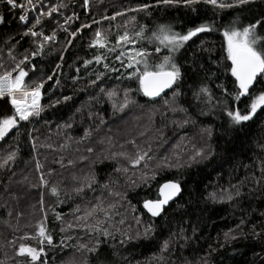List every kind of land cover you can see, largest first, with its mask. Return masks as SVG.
Listing matches in <instances>:
<instances>
[{"label": "trees", "instance_id": "trees-1", "mask_svg": "<svg viewBox=\"0 0 264 264\" xmlns=\"http://www.w3.org/2000/svg\"><path fill=\"white\" fill-rule=\"evenodd\" d=\"M43 4L65 6L51 17L42 18L41 25L37 26L36 31L49 36L55 31L56 40L46 43L43 52L34 58L31 53L37 50L40 38L25 36L24 32L38 12L46 11V8L39 5L36 13L28 12V23L24 24L19 19L20 8L12 10L0 4V16L4 18L0 23V65H3L0 71L14 68L24 55H28L29 62L22 65L29 73L25 79L30 86L44 82L41 103L45 106L39 118L20 122L18 130L13 129L0 140V163L10 152L16 153L14 160L0 168V197L14 185V178L17 179L23 169L30 171V164L27 167L26 163L33 157L42 159V154L48 151L51 154L46 158L49 163L44 165L43 162L39 172L48 181L47 186L41 185L37 173L24 178L30 187L23 191L26 193V201L21 205L24 212H13L15 204L13 207L6 204L14 201L16 189L12 195L0 199V206H5L0 230L7 232L6 239H0V252L10 245L15 254L22 243L40 248L38 237H21H36L38 225L46 217L45 227L54 241L52 246L46 242L43 245L47 264H100V261L104 264H264V109H258V115L252 121L225 134L221 126L227 127L226 105L218 101H231V97H225L223 90L217 87L222 84L229 92L236 90L224 50V27L236 17L244 24L259 19L264 12V0H256L248 6L250 10L243 12L221 10L204 3L195 5L197 10L193 11L183 5L157 4V0H89L87 8L82 0H46ZM142 4L153 6L147 11L129 10ZM118 12H128V15L117 23L106 21L105 17L110 20ZM68 17L73 19L65 23ZM202 22L212 23L213 31L193 37L177 53L176 58L184 70L183 79L157 100L145 97L138 91V81L127 78V73L133 70H126L115 59L119 49L110 54L107 48L89 46L99 23L102 27L108 25L102 33L108 38V47H113L118 35L126 30L134 33L141 25L150 35L159 24H170L175 31L186 32L188 27ZM85 23L90 27L81 28ZM77 29L80 31L75 38L69 35ZM141 46L147 51L150 64L159 63L167 54L166 49L157 54L155 46L146 40L137 44V47ZM97 54L107 59L100 64L93 61L85 68L84 61L92 60ZM104 63L109 65L107 70ZM97 72L103 75L95 85H90V81L96 80ZM49 76H52L51 80ZM201 84H207L214 94L211 105L198 102L193 96ZM260 85H264V78ZM260 85L256 86V92L260 91ZM102 88L104 92H101ZM126 88L132 89L130 103L121 111L118 106L124 100ZM176 88L181 94L174 99ZM108 91H115L116 95L109 99ZM63 96L72 99L48 107ZM250 99L244 97L238 105L231 101V106L245 111ZM172 107H183L186 112H173ZM11 114L12 108L6 99H0V118ZM185 119L189 121L186 124L182 123ZM173 121L181 123L178 126ZM207 128L212 129L211 138L204 131ZM85 130L90 132L87 138H83ZM100 139L104 143H100ZM65 143H69V147L64 146ZM209 145L214 156L195 163L188 160L195 148ZM88 148L93 151L89 152ZM137 148L145 151L151 148L152 159L148 164L157 175L147 184L142 183V173L149 171L143 162L133 168L127 158L118 155L126 152L134 156ZM177 156L179 167L156 168L165 157L176 164ZM125 168L128 170L124 171ZM81 169H85L84 173L75 180L72 172ZM91 177L95 178V183L89 188L86 184ZM173 180L182 185L180 197L160 217L147 215L143 201L157 199L159 186ZM81 184L85 185L84 191L77 194L74 189ZM53 185L59 188V200L63 203H58L57 197L50 193ZM233 186L239 187V196L235 195ZM229 193L233 195L232 200L227 199ZM212 194L216 199L211 198ZM42 197L45 211H41ZM30 198L32 204L27 201ZM97 200H103L105 205H116L112 219L104 225L113 235L101 244L100 260L86 250H77L80 243L91 246L95 236L75 227L77 222L73 215L77 206L81 212L76 215H83V210ZM131 206L135 207V212ZM9 213L18 221L17 230L8 226ZM57 213L61 220L56 219ZM134 216L140 217L142 223L137 224ZM121 219L123 224L119 223ZM150 222L155 225V230L145 239L144 226ZM69 224L74 226L69 228ZM181 228L187 239L173 237V233L179 234ZM123 232L133 237L139 232L141 237L121 244ZM225 233H229L228 238ZM231 236L236 238L231 239ZM170 237L169 250L162 253L161 245ZM62 240L66 241L63 246ZM1 253L2 264H30L26 256L11 260L12 257L5 255L3 258ZM42 259L36 264H43Z\"/></svg>", "mask_w": 264, "mask_h": 264}, {"label": "snow or ice", "instance_id": "snow-or-ice-1", "mask_svg": "<svg viewBox=\"0 0 264 264\" xmlns=\"http://www.w3.org/2000/svg\"><path fill=\"white\" fill-rule=\"evenodd\" d=\"M204 3L212 5L215 8L224 10V9H237L240 12H243L248 9L249 5L256 3V0H157V4H162L164 6H179L183 5L185 7H191L193 11L197 9L194 7L197 4ZM0 4H4L10 9L15 10L17 8L21 9V14L19 19L25 24L28 23V12L37 10L36 0H25L24 3H21L20 0H0ZM89 5V0H84V7L87 8ZM63 4H57L52 6H47L43 4V0L40 2V8H46V11H39L38 15L35 17L34 22L31 23L30 27H27V30L24 32V35H31L33 38H40V43L37 47V50L31 53V56L41 54L44 50L45 44L48 42H55L56 33L53 31L52 35H46L43 31H36L37 26L41 25L42 18L51 17L53 13L59 11L61 7H64ZM153 5L142 4L139 8L129 9L130 11H147ZM117 16L122 15V13H116ZM108 19V17H105ZM73 17H68L65 23L69 20H72ZM115 19V16L111 17ZM135 20V17L132 18ZM4 22V18L0 16V23ZM95 22V21H94ZM90 27L88 24H82L81 28ZM126 27V26H125ZM64 31H67L65 28ZM80 29L69 33L73 38L76 37L77 32ZM148 29L141 25L138 30L134 33L129 31H124L123 34L118 35L115 41V46L108 47L109 41L106 36L100 30H96L95 38L91 41L90 47L98 48H107L109 52H116L119 49V54L116 55L115 59L120 61L121 66L127 69H132L133 71L127 73L128 79H135L139 83L138 91H141L144 96L149 98H155L160 96L165 89H173L174 85H178V82L183 79L184 70L177 60V53L180 52L184 46L193 39L197 37L198 34L209 33L213 31V24L209 22H202L198 25L188 27L187 31H175L170 24H159L154 30L151 31V34L148 35ZM222 36L224 40V50L226 52L227 60L230 62V74L234 78L235 82V91L229 92V90L224 85H217L218 88H221L224 92V96L231 97V101H235L237 105L242 101L244 97H250V103L247 105L245 111H241L237 106L235 109L231 106V101L226 99L218 101V103H224L226 105V115L228 117L225 122L227 127L222 125V129L225 134L229 131H235L238 127H242L246 122L252 121L254 117L258 115V109H264V85H260L261 78H264V12L261 13L259 19H254V21H249L247 24L241 23L240 18H234L228 25L224 27L222 31ZM147 41L155 46V52L159 54L162 49H166L167 54L162 57L159 63L150 64L148 60V53L143 46L137 47L138 43ZM35 42V41H34ZM69 44L72 43L71 40L68 41ZM131 46V47H128ZM63 58V57H61ZM13 59H15L13 57ZM107 57L102 54H97L93 57L92 60H85L83 66L87 68L93 61L96 64L102 63L106 60ZM29 62V56L24 55L15 67L12 69H5L0 71V99H6L7 103L12 108L11 115H4L0 118V140H3L13 129L18 130V125L20 122H31L32 118H39L41 113L45 110V106L41 103L42 92L44 82L41 81L35 86H30L26 82V77L28 76V71L22 65H25ZM104 68L107 70L109 65L104 63ZM59 67V65H57ZM203 67V66H202ZM0 68H3V65H0ZM35 70V65H33V71ZM113 71H118V69H112ZM195 71V68H193ZM79 72V68L77 69ZM96 80L90 81V85H95L96 82L101 78L103 73H95ZM214 75V74H213ZM49 80L52 79V76L48 77ZM75 82V78H74ZM59 84V81H57ZM260 85V91L256 92V86ZM105 90L102 88L101 92ZM131 88L124 89V100L119 104V110H123L128 107L129 92ZM181 93L178 88L173 90V98L179 96ZM109 99L116 95L115 91H108L106 93ZM194 98L201 103L212 104V101L215 99L214 94L207 84H201L199 89L193 93ZM71 96H63L62 98H57L52 101L48 107H55L57 104H60L62 101L67 102L71 100ZM168 102L165 101L167 106ZM114 108H117L116 104H113ZM173 112L180 111L186 112V109L183 107H172L170 109ZM207 114V113H204ZM189 121L185 119L182 123L186 124ZM173 123L179 124V121H173ZM70 126V125H69ZM208 137L212 136V129H204ZM90 135L88 130H85L84 137L87 138ZM135 145L134 141H130ZM227 143V141H226ZM89 152L93 151L91 148L87 149ZM151 148L147 151L137 148V151L134 156L129 155L126 152H121L118 155L128 159L129 164L136 168L140 166L143 162V166L146 169H149L148 172L142 173V183H149L151 180H155L157 171L151 169L148 161L152 159L149 155ZM215 153L209 145L207 148H195L188 157L190 162H200L207 160L210 157L214 156ZM16 156L15 152H10L5 158L3 163H0V168H3L9 161L14 160ZM177 163L173 164L168 157H165L160 161L156 168H171L179 167V156L176 157ZM63 166V165H61ZM42 166L37 163V170L39 171ZM120 169H117L119 171ZM128 169L125 168L124 171ZM264 171V169H262ZM50 174V173H49ZM41 185L47 186L48 181L44 178L43 174L40 177ZM95 183V178H88L86 186L91 188L92 184ZM135 183V182H134ZM84 184H81L80 187L74 189L77 194H80L84 191ZM104 188H107L108 185H103ZM235 190V195L239 196L240 190L239 187L233 186ZM159 195L158 198L146 199L143 201V208L147 213L152 217H160L164 211L165 207L169 205L170 201H173L182 191V185L177 181H168L159 186ZM50 193L53 196L57 197L58 203H63L59 200V188L55 185L51 186ZM111 194V192L109 193ZM212 199H216L215 194H212ZM228 200L233 199L231 193L227 196ZM41 211H45L43 197L40 201ZM132 211L135 212L136 209L134 206ZM116 205L114 203H108L105 205L103 200H97V202L90 207H86L83 210V215H76V213L81 212L79 206L73 210V215L76 220L75 227H80L87 231L90 235L95 236V242L89 246L84 243H80L77 246L78 251L86 250L89 253H92L97 256V259L100 260V246L104 243L109 237L113 235L109 228L104 225L112 219V213L115 210ZM103 216V219L100 216ZM137 224L142 223L140 217H133ZM56 219L61 220L62 217L60 214H56ZM46 220V217H45ZM45 220H42L38 225V231L36 237H29L25 235L21 239H35L39 238L41 247L39 249L35 247L28 246L26 244H20L19 248L16 251L17 256H26L30 258V264H36V261L40 258L41 254L44 252V243L46 242L49 246H52L53 236L47 231L45 227ZM120 224L124 223V220L119 221ZM74 225L69 224L68 227L71 228ZM155 225L153 223H148L144 226L143 237L145 239L154 232ZM61 231H65L64 228H61ZM231 231V230H230ZM259 235V234H257ZM123 239L121 244L126 241H131L134 238L139 239L141 233L137 232L136 236L133 237L127 232L122 233ZM179 239H187L184 235V229L181 228L179 234L173 233V237ZM101 237L103 239H101ZM225 237H229V233H225ZM231 239H235V236H231ZM172 237L168 240H165L161 245V252H166L169 250ZM66 241H61V246H63ZM2 264V262H0ZM43 264H47V261H43ZM100 264H104L103 261H100Z\"/></svg>", "mask_w": 264, "mask_h": 264}, {"label": "rangeland", "instance_id": "rangeland-1", "mask_svg": "<svg viewBox=\"0 0 264 264\" xmlns=\"http://www.w3.org/2000/svg\"><path fill=\"white\" fill-rule=\"evenodd\" d=\"M46 0H43V2H45ZM83 1V4H84V0H82ZM20 2L21 3H24L25 2V0H20ZM40 2H41V0H36V4H37V6H39L40 5ZM73 5H75V2H73L72 3ZM31 13H36V11L35 10H33V11H30ZM120 13H122V15H119V16H117V15H115V19H110V20H107L106 19V21H109L110 23H112L111 21H114V23H117V22H119L120 20H122V19H124V17L126 16V15H128V12H120ZM112 25V24H111ZM105 26H107L108 27V25L107 24H105L103 27L101 26V23H99L98 24V26L97 27H99L98 28V30H100L101 32L104 30V27ZM128 47H131V46H128ZM115 52H110V54H114ZM37 83H39V82H37ZM37 83H34L32 86L34 87L35 86V84H37ZM126 122L127 121H125L124 123L126 124ZM127 128H128V126H126ZM127 131H128V129H127ZM121 132L122 133H124L122 130H121ZM100 143H104V140H102V139H100ZM69 143H65V145L64 146H66V147H69ZM48 155V156H47ZM49 155H51L50 154V152L48 151V152H46V153H44V154H42L41 155V157H42V159H40V157L39 158H37V157H33L28 163H26V165H27V167L29 166V164H30V167H31V169H30V171H25L24 169L18 174V178L17 179H15L14 178V185L13 186H10V187H8L6 190H5V193H3L2 195H1V197H0V199L2 200V199H4L5 197H7L6 195L8 194V195H12V191L13 190H17V194H16V196H15V198H14V201L13 202H11V200L10 201H8V202H6V204H10L12 207H13V204H15V206H14V210H12L13 212H24V206H21L22 205V203L24 202V201H26L25 199H26V196H25V194H24V192L23 191H25L26 192V189H30V187H28L27 185H26V183H25V180H24V178L25 177H27V178H29V177H33L34 175H35V173H37L36 175H37V178H38V180L40 181V177H41V174L39 173L40 172V170L38 171L37 170V163H39L41 166H42V164H43V162H44V165H46V164H48L49 163V161H47L46 160V158L47 157H49ZM25 165V166H26ZM24 166V167H25ZM23 167V168H24ZM84 171H85V169H81V170H77V171H74V172H72L73 173V177L75 178V180H77V179H79L80 177V175H82L83 173H84ZM21 177V178H20ZM27 201L29 202V204H32V200H31V198L30 199H27ZM4 204L3 205H1L0 206V219H1V216H3V215H5V214H3V210H4ZM11 207V208H12ZM18 211H17V210ZM2 212V213H1ZM20 222V221H19ZM26 222V221H25ZM27 223V222H26ZM26 223H25V225H26ZM12 224H16L15 226L14 225H12ZM17 225H18V221H16L15 220V218H13L12 217V214L11 213H9V215H8V226L9 227H12V228H14V229H16L17 230ZM11 228V229H12ZM6 236H7V232H5V231H3V230H0V239H6ZM17 237H18V235H17ZM5 242V241H4ZM35 248H37V247H35ZM37 249H39V248H37ZM1 253V252H0ZM1 255H2V257L4 258L5 257V255H6V257H12V259L11 260H14V258H16V257H18L17 255H16V253L14 254L13 253V251H11V249H10V245L9 246H6L5 248H4V251L1 253ZM10 255V256H9ZM40 258H43L42 259V261H47L46 260V258H45V255H44V252L41 254V256H40ZM39 258V259H40ZM27 259L30 261V258L29 257H27ZM38 259V260H39ZM37 260V261H38ZM7 261H9V260H7Z\"/></svg>", "mask_w": 264, "mask_h": 264}, {"label": "water", "instance_id": "water-1", "mask_svg": "<svg viewBox=\"0 0 264 264\" xmlns=\"http://www.w3.org/2000/svg\"><path fill=\"white\" fill-rule=\"evenodd\" d=\"M172 89H165L164 90V92H162L161 94H160V96H158V97H155V98H149V97H147V98H149V99H151V100H157V99H159V98H161L162 96H164L165 94H167V93H169V91H171ZM144 95V94H143ZM146 97V96H145ZM159 190V189H158ZM182 192V191H181ZM158 195H159V191H158ZM180 195H181V193L177 196V197H175L174 198V200L173 201H170L169 202V205H171L172 203H174L179 197H180ZM169 205H167L166 207H165V209L169 206ZM143 210L145 211V213L147 214V215H149L148 213H147V211L143 208ZM150 216V215H149ZM151 217V216H150ZM157 218V217H156Z\"/></svg>", "mask_w": 264, "mask_h": 264}, {"label": "bare ground", "instance_id": "bare-ground-1", "mask_svg": "<svg viewBox=\"0 0 264 264\" xmlns=\"http://www.w3.org/2000/svg\"><path fill=\"white\" fill-rule=\"evenodd\" d=\"M22 23H24V22H22ZM25 24V23H24Z\"/></svg>", "mask_w": 264, "mask_h": 264}]
</instances>
